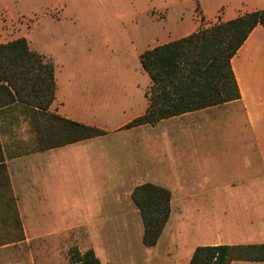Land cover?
<instances>
[{"label": "crops", "instance_id": "0c3cea01", "mask_svg": "<svg viewBox=\"0 0 264 264\" xmlns=\"http://www.w3.org/2000/svg\"><path fill=\"white\" fill-rule=\"evenodd\" d=\"M199 7L201 22L210 25L263 9L264 0ZM231 63L240 99L131 128L123 127L149 106V75L120 88L99 82L114 80L109 74L91 75L83 87L70 75L61 93L55 66L49 111L106 134L37 150L29 114L0 115V163L8 176L7 182L0 173V264H72L73 248L92 249L102 264H189L199 246L264 244L263 25ZM22 123L26 140L17 136ZM145 183L171 192L170 216L154 246L143 243V219L131 196ZM66 197L92 202L67 207Z\"/></svg>", "mask_w": 264, "mask_h": 264}, {"label": "trees", "instance_id": "16d2710c", "mask_svg": "<svg viewBox=\"0 0 264 264\" xmlns=\"http://www.w3.org/2000/svg\"><path fill=\"white\" fill-rule=\"evenodd\" d=\"M259 24L264 26V8L200 27L143 51L140 62L151 78L149 106L123 128L155 125L163 119L240 99L231 60ZM56 88L53 59L33 50L25 37L0 44V115L8 118L16 110L29 114L37 134L35 149L46 150L106 134L96 126L50 112ZM10 119L15 116L12 114ZM0 173L8 182L4 163H0ZM131 196L143 219V243L154 246L170 216L171 192L145 183L136 186ZM69 258L72 264H102L92 249L81 253L73 248ZM238 260L264 262V244L199 246L189 264H231Z\"/></svg>", "mask_w": 264, "mask_h": 264}, {"label": "rangeland", "instance_id": "374dc122", "mask_svg": "<svg viewBox=\"0 0 264 264\" xmlns=\"http://www.w3.org/2000/svg\"><path fill=\"white\" fill-rule=\"evenodd\" d=\"M214 1L0 0V44L26 37L33 50L53 59L61 93H65L68 82L63 81L70 75L83 87L93 82L91 75L109 74L114 80L99 82L120 88L127 82L148 79L140 62L142 51L209 26L208 21L201 22L197 7H211ZM17 136L29 138L25 123L17 129ZM88 201L65 199L67 207ZM72 215L68 208V217ZM77 242L84 246L83 239Z\"/></svg>", "mask_w": 264, "mask_h": 264}]
</instances>
